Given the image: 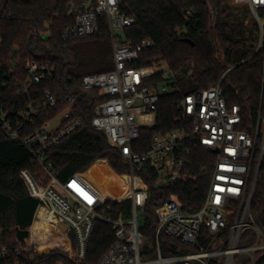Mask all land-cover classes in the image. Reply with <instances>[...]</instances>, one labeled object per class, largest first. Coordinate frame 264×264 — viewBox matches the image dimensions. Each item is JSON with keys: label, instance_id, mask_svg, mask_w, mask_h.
Returning a JSON list of instances; mask_svg holds the SVG:
<instances>
[{"label": "built area", "instance_id": "built-area-1", "mask_svg": "<svg viewBox=\"0 0 264 264\" xmlns=\"http://www.w3.org/2000/svg\"><path fill=\"white\" fill-rule=\"evenodd\" d=\"M128 0H68V15L74 18L65 38L106 36L113 49L114 68L89 73L81 80L83 91H97L103 99L95 107L92 126L103 132L109 144L121 150L129 170L117 173L126 184L119 198H103L101 191L76 173L61 184L47 153L84 127L76 114L77 98L58 97L47 92L30 101L25 110L0 109V127L25 145L45 172L47 181L29 171L21 176L31 195L40 201L37 217L75 240L71 258H86L96 219L108 222L117 242L100 264H259L264 257V231L252 213L259 172L264 157V104L254 131L243 128L239 105L229 106L221 80L206 89L184 96L180 101V126L167 133H155L144 152L134 149L141 129L156 124L160 93L170 89L172 77L167 66H136L142 54L154 45L146 39L134 44L124 31L135 17L123 9ZM246 5L259 27L258 49L264 50V0H234ZM25 80L17 82L18 94L32 85L55 79L50 61H28ZM161 73V82L149 84ZM264 98V91H263ZM1 100V96H0ZM68 108L60 111L62 102ZM47 120L39 124V119ZM153 121V125L148 122ZM202 159L203 163H200ZM155 173L151 182L145 181ZM33 181V192L24 178ZM203 179L204 196L197 208L190 198L185 207L179 193H172L153 208L152 249L145 246L150 228H144L150 203V189L188 186ZM107 200L131 201L129 212L117 216L99 214ZM192 203V204H191ZM60 224L66 226L63 231ZM37 239V240H36ZM43 237H34L39 241ZM166 245V248L165 246ZM5 249L0 250V256Z\"/></svg>", "mask_w": 264, "mask_h": 264}, {"label": "trees", "instance_id": "trees-1", "mask_svg": "<svg viewBox=\"0 0 264 264\" xmlns=\"http://www.w3.org/2000/svg\"><path fill=\"white\" fill-rule=\"evenodd\" d=\"M67 2L0 0V109L25 110L30 101L41 99L47 92L56 98L76 97V114L83 119L84 127L49 150L47 157L61 184L76 173L86 172L85 178L103 198H119L126 184L117 173L127 172L128 164L121 150L92 126L95 107L103 99L95 90L81 89L84 75L114 68L112 44L106 36L107 27L96 36L65 38V29L74 22L68 15ZM123 9L135 17V23L124 31L126 40L134 44L146 39L154 42L135 65H164L172 73L170 89L160 93L156 124L141 129L134 145L136 151H146L155 133H167L180 126V101L184 96L220 80L228 105L241 107L243 128L255 130L264 104V50L258 49L259 27L246 9L232 6L231 0H128ZM31 60L50 61L55 66V79L18 94L17 82L25 80L27 62ZM161 80L159 72L149 84L156 86ZM67 108L63 101L60 111ZM46 120L43 116L39 124ZM23 171L47 181L29 149L0 127V250L5 249L0 264H100L117 242L112 226L96 219L86 258L74 262L69 258L75 245L73 236L68 238L60 231L53 234L50 223L37 217L40 201L31 195L21 176ZM143 172L139 171L145 181L151 182L155 173L146 177ZM24 178L35 192L31 178L27 174ZM204 190L203 179L185 187H151L144 228L153 230L157 222L153 208L170 194L179 193L188 208L190 198L194 201L192 208H197ZM130 207V200H107L98 212L114 217L121 210L129 212ZM252 213L264 225V157ZM37 236L45 239L34 243ZM259 264H264V257Z\"/></svg>", "mask_w": 264, "mask_h": 264}, {"label": "rangeland", "instance_id": "rangeland-1", "mask_svg": "<svg viewBox=\"0 0 264 264\" xmlns=\"http://www.w3.org/2000/svg\"><path fill=\"white\" fill-rule=\"evenodd\" d=\"M231 5L232 6H238V7H240L241 9H246L247 10V12H248V15H249V17L250 18H253L252 17V15H251V12H250V10H249V8L246 6V5H244V4H236L235 2H234V0H231ZM164 66V65H163ZM148 124L149 125H153L154 124V122L153 121H151V122H148ZM262 227H263V231H264V225H262ZM150 232L147 234V239H146V243H145V246L148 248V249H152L153 248V245H152V238H153V230L151 229V230H149ZM45 239V238H44ZM37 240V239H36ZM40 240H42V239H40ZM39 240V241H40ZM37 242V241H36ZM72 249V248H71ZM71 249H70V252H69V258L70 259H72L74 262H76V263H79L80 261H77V260H74V258H71Z\"/></svg>", "mask_w": 264, "mask_h": 264}, {"label": "water", "instance_id": "water-1", "mask_svg": "<svg viewBox=\"0 0 264 264\" xmlns=\"http://www.w3.org/2000/svg\"><path fill=\"white\" fill-rule=\"evenodd\" d=\"M60 227L63 231H66V226H64L63 224H60Z\"/></svg>", "mask_w": 264, "mask_h": 264}, {"label": "crops", "instance_id": "crops-1", "mask_svg": "<svg viewBox=\"0 0 264 264\" xmlns=\"http://www.w3.org/2000/svg\"><path fill=\"white\" fill-rule=\"evenodd\" d=\"M98 161H100V160H98ZM103 161H105L107 164H108V162H107V160H103ZM109 165V164H108ZM109 167L115 172V170L109 165ZM88 172V171H87Z\"/></svg>", "mask_w": 264, "mask_h": 264}]
</instances>
